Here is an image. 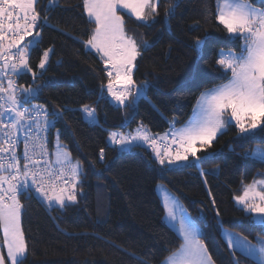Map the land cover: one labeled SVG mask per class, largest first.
I'll list each match as a JSON object with an SVG mask.
<instances>
[{
	"label": "trees",
	"instance_id": "trees-1",
	"mask_svg": "<svg viewBox=\"0 0 264 264\" xmlns=\"http://www.w3.org/2000/svg\"><path fill=\"white\" fill-rule=\"evenodd\" d=\"M169 3L160 0L158 14L147 23L121 13L128 35L138 44L146 40L153 45L142 50L136 61L134 81L137 85L147 82L148 87L147 98H137L133 107L112 104L106 87L101 88L108 78L100 57L84 46L95 25L84 12L83 0H59V6L47 13L49 24L41 30L39 44L30 55L37 79L33 81L31 73L11 77L17 85L42 88L32 104H44L50 111L70 109L50 130L49 145L53 152L59 130L60 141L72 161H80L84 173L77 202L64 210H48L34 198L21 197L28 246L24 264H140L129 253L148 264H161L183 240L164 222L158 183L164 184L198 224L200 238L215 264L233 261L218 224L253 243L256 237H264L261 227L234 200L254 179H264V162L251 157L255 147L264 150V133L241 138L235 125H230L207 151L198 153L205 158L200 163L205 176L186 165L162 170L146 145L120 151L109 141L110 132L127 135L141 124L151 135L169 131L173 119L175 127L184 125L200 94L226 83L230 76L216 63L217 54L222 49L239 52L242 40L230 38L216 21V0H180L175 15L166 22ZM251 3L264 8V0ZM47 4L48 0H39L38 10ZM197 37L204 41L199 53L193 48ZM49 48L53 51L41 76L39 60ZM84 105L96 110V125L86 121L81 112ZM235 259L239 264H256L239 252Z\"/></svg>",
	"mask_w": 264,
	"mask_h": 264
},
{
	"label": "snow or ice",
	"instance_id": "snow-or-ice-1",
	"mask_svg": "<svg viewBox=\"0 0 264 264\" xmlns=\"http://www.w3.org/2000/svg\"><path fill=\"white\" fill-rule=\"evenodd\" d=\"M179 2L170 0L165 12L166 22L175 15ZM38 3L39 0H0V248H6V255L0 252V264H24L27 258L21 197H35L49 210L54 207L64 210L77 202L84 175L80 161L73 162L66 145L60 141L59 130L55 150L51 153L48 150V133L70 109L50 111L44 104H32L42 88L17 85L11 78L31 73L33 81L37 79L30 65V55L39 44L41 30L49 24L47 13L59 6V0H48L47 6L40 10ZM157 7L158 0H83L84 12L95 25L84 46L99 55L108 78L106 86L101 88L106 87L107 93L121 106L133 107L141 95L147 98V82L137 85L133 76L142 50L153 45L146 40L138 44L128 35L120 13L126 10L137 21L147 23L154 21ZM215 19L230 38L243 42L239 52L222 49L217 54L216 63L225 74L230 73L227 82L200 94L193 116L183 127L176 128L173 119L169 121L168 132L154 136L141 124L134 133L127 135L110 132L112 144L121 150L146 145L154 154V163L162 170L184 164L198 168L200 175L205 176L207 173L200 168L205 158L198 153L207 151L217 135L225 132L233 122L241 138L255 135L257 131L264 133V8L253 6L251 0H216ZM203 43L197 37L193 48L199 53ZM52 51L51 48L44 50L39 60L41 76ZM81 111L90 122H96L94 108L84 105ZM21 132L24 133L23 151L18 153ZM251 157L264 162V150L252 152ZM100 160H104V149L100 150ZM204 183L207 185L206 180ZM208 195L219 219L220 212L210 190ZM234 200L251 222L264 231V179H254L243 188L241 195L234 196ZM163 203L167 218L178 225L183 243L161 264H215L200 238L202 231L198 224L174 197L165 193ZM218 228L233 257L232 264H239L235 259L236 251L256 264H264V237H256L253 243L247 237L224 229L222 223ZM129 255L140 260V264H148L135 253Z\"/></svg>",
	"mask_w": 264,
	"mask_h": 264
},
{
	"label": "rangeland",
	"instance_id": "rangeland-1",
	"mask_svg": "<svg viewBox=\"0 0 264 264\" xmlns=\"http://www.w3.org/2000/svg\"><path fill=\"white\" fill-rule=\"evenodd\" d=\"M159 1H160V0H158V3H159ZM121 13H125V14L131 16L130 14L127 13L126 10H122ZM121 13H120V14H121ZM131 17L135 19V17H133V16H131ZM135 20H136V19H135ZM139 22H141V21H139ZM143 23H144V22H143ZM242 43H243V42H242ZM86 50H88V51H92V52H94L95 54H97V53L95 52L94 49L86 48ZM97 55H98V54H97ZM98 56H99V55H98ZM49 57H50V56H49ZM40 70H41V69H40ZM117 87H119V86L117 85ZM106 91H107V89H106ZM143 96H144V95H141V96L138 97V98H142ZM108 98H109V100H110V102H111L112 104H114V105H116V106H119V107H123V106L119 105L116 101H114V100L112 99V97H111L109 94H108ZM195 105H196V104H195ZM192 116H193V111H192V114H191L190 118H191ZM188 121H189V120H188ZM232 125H235V123L233 122ZM176 128H177V127H176ZM219 135H221V134H218L217 137H218ZM132 147H134V146H132ZM132 147H131V148H132ZM198 147H199V145H198ZM118 149H119L120 151H127V150H121V149L119 148V146H118ZM256 150H263V149L260 148V147H255V148L253 149V152L256 151ZM181 166H184V164H180V165H178V166H176V167H181ZM156 193H157V195H158V197H159L160 202L162 203V205H164V203H163V195H164L165 193H167V194H169L171 197H174V198L176 199V201L178 202L179 206H181L182 209L185 210L184 206L179 202V200H178L173 194H171V193L169 192V190L164 186L163 183H158V184H157V186H156ZM235 203H236V202H235ZM236 205H237L238 207L241 208V206L238 205L237 203H236ZM54 208H55V207H54ZM57 209H58V208H57ZM177 211H178V213H179V209H177ZM186 212H187V211H186ZM187 214H188V213H187ZM164 217L166 218V217H167V214H165ZM167 222L170 223L171 226H173V228H178V227H177V224L171 222L169 219H167ZM0 236H2V233H0ZM240 236H241V235H240ZM225 243H226V242H225ZM226 245H227V244H226ZM227 247H228V246H227ZM228 249H229V248H228ZM3 251H4V254L6 255V248H3ZM236 252H239V251H236ZM239 253H240V252H239Z\"/></svg>",
	"mask_w": 264,
	"mask_h": 264
},
{
	"label": "built area",
	"instance_id": "built-area-1",
	"mask_svg": "<svg viewBox=\"0 0 264 264\" xmlns=\"http://www.w3.org/2000/svg\"><path fill=\"white\" fill-rule=\"evenodd\" d=\"M82 112V111H81ZM82 114H83V112H82ZM83 116L85 117V119H86V121L88 122V124L89 125H96V123L97 122H95V123H92V122H90L89 120H88V118L83 114ZM168 132V131H167ZM166 133V132H165ZM164 134V133H163ZM163 134H161V135H159V136H163ZM154 136H156V135H154ZM19 140L21 141V143L17 146V152L18 153H22V151H23V143H22V141L24 140V133L23 132H21V133H19ZM48 140H49V133H48ZM110 141V140H109ZM111 143V142H110ZM112 144V143H111ZM174 147V146H173ZM48 150H49V152L51 153L52 151H51V147H50V145H48ZM34 199H36L37 200V198H35L34 197ZM38 201V200H37ZM39 203V202H38ZM41 204V203H40ZM43 207H45L46 208V206L45 205H43V204H41ZM47 209V208H46ZM49 210V209H48Z\"/></svg>",
	"mask_w": 264,
	"mask_h": 264
},
{
	"label": "crops",
	"instance_id": "crops-1",
	"mask_svg": "<svg viewBox=\"0 0 264 264\" xmlns=\"http://www.w3.org/2000/svg\"><path fill=\"white\" fill-rule=\"evenodd\" d=\"M189 119H190V118H189ZM187 122H188V121H187ZM187 122H186V123H187ZM186 123H185V124H186ZM185 124H184V125H185ZM184 125H182V126H180V127H177V128H181V127H183ZM163 207H164V205H163ZM164 210H165V208H164ZM165 214H166V210H165ZM178 214H179V213H178ZM167 219H168L167 217H166V218L164 217V222H165V224H166L169 228H171L173 231H175V232L180 236V234H179L177 228H173V226H171V224L167 222ZM177 227H178V225H177ZM180 237H181V236H180ZM181 239L183 240L182 237H181Z\"/></svg>",
	"mask_w": 264,
	"mask_h": 264
},
{
	"label": "water",
	"instance_id": "water-1",
	"mask_svg": "<svg viewBox=\"0 0 264 264\" xmlns=\"http://www.w3.org/2000/svg\"><path fill=\"white\" fill-rule=\"evenodd\" d=\"M0 252H2L1 248H0Z\"/></svg>",
	"mask_w": 264,
	"mask_h": 264
}]
</instances>
